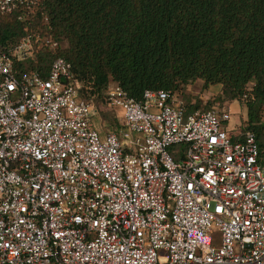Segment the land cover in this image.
I'll return each mask as SVG.
<instances>
[{
  "label": "built area",
  "instance_id": "1",
  "mask_svg": "<svg viewBox=\"0 0 264 264\" xmlns=\"http://www.w3.org/2000/svg\"><path fill=\"white\" fill-rule=\"evenodd\" d=\"M40 0H0V25ZM28 35L0 43V264H264V163L229 109L189 111L184 94L118 85L123 129L99 131L70 63L20 66Z\"/></svg>",
  "mask_w": 264,
  "mask_h": 264
},
{
  "label": "trees",
  "instance_id": "2",
  "mask_svg": "<svg viewBox=\"0 0 264 264\" xmlns=\"http://www.w3.org/2000/svg\"><path fill=\"white\" fill-rule=\"evenodd\" d=\"M20 15L2 19L0 43L59 42L36 45L35 58L19 65L46 76L65 58L91 103H106L112 84L137 101L147 90L184 94L198 80L220 85L224 102H246L244 131L255 133L264 163V0H40L30 19ZM114 120L107 132L123 129Z\"/></svg>",
  "mask_w": 264,
  "mask_h": 264
},
{
  "label": "rangeland",
  "instance_id": "3",
  "mask_svg": "<svg viewBox=\"0 0 264 264\" xmlns=\"http://www.w3.org/2000/svg\"><path fill=\"white\" fill-rule=\"evenodd\" d=\"M62 47L66 46V43H61ZM203 82H198V84L193 83L192 89L193 92H187L184 89V97L190 108L199 107L197 110H222L223 108H227L232 113V118L228 123L230 129L233 130V133H237L239 131H244L248 118V109L245 101H232L228 102L223 100L222 98V90L220 85H216L212 88H206ZM114 84L110 85L113 86ZM80 87L82 85L80 84ZM206 95L205 98H200V96ZM96 104V105H95ZM94 106L98 108L99 114L96 116L95 121L99 131L103 136V132H107L112 130L111 124H114V117L117 118L122 123V113L121 110L111 111L108 109L103 100H96ZM104 137V136H103Z\"/></svg>",
  "mask_w": 264,
  "mask_h": 264
},
{
  "label": "crops",
  "instance_id": "4",
  "mask_svg": "<svg viewBox=\"0 0 264 264\" xmlns=\"http://www.w3.org/2000/svg\"><path fill=\"white\" fill-rule=\"evenodd\" d=\"M198 82H203V81H201V80H198V81H196V84H198ZM201 84H203V83H201ZM216 86V85H215ZM213 86H210L209 88H212ZM186 91L187 92H193L194 90L192 89V85H188L186 88ZM206 97V95H202V96H200V98H205Z\"/></svg>",
  "mask_w": 264,
  "mask_h": 264
}]
</instances>
